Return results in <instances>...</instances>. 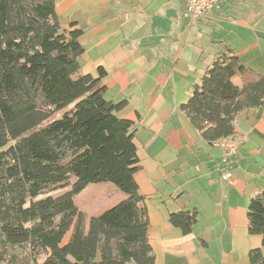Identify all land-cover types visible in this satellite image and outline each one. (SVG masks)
<instances>
[{
	"label": "trees",
	"instance_id": "obj_1",
	"mask_svg": "<svg viewBox=\"0 0 264 264\" xmlns=\"http://www.w3.org/2000/svg\"><path fill=\"white\" fill-rule=\"evenodd\" d=\"M82 34L60 22L57 0H0V264H157L135 180L133 123L118 114L127 102L105 98L104 67L97 76L82 71ZM221 46L181 105L210 144L235 134L240 113L264 105V75ZM104 182L126 197L87 228L75 196ZM248 218L250 233L262 235L250 261L264 264V193L251 199ZM170 221L187 234L197 212Z\"/></svg>",
	"mask_w": 264,
	"mask_h": 264
},
{
	"label": "crops",
	"instance_id": "obj_2",
	"mask_svg": "<svg viewBox=\"0 0 264 264\" xmlns=\"http://www.w3.org/2000/svg\"><path fill=\"white\" fill-rule=\"evenodd\" d=\"M187 3L57 0V13L64 26L73 22L83 30L82 71L97 76L104 67L105 98L127 102L118 114L133 123L135 180L156 263L252 264L250 250L262 246V235L249 231L248 210L264 193V105L237 118L234 135L241 144L231 157V178L222 175V147L204 140L181 105L223 50L221 43L264 75V0H220L197 20ZM235 83L242 85L241 79ZM115 194L97 213L84 211L87 228L91 216L126 197ZM181 211L197 212L190 233L170 221Z\"/></svg>",
	"mask_w": 264,
	"mask_h": 264
},
{
	"label": "rangeland",
	"instance_id": "obj_3",
	"mask_svg": "<svg viewBox=\"0 0 264 264\" xmlns=\"http://www.w3.org/2000/svg\"><path fill=\"white\" fill-rule=\"evenodd\" d=\"M69 189L70 187L61 188L51 193L40 195L38 196V199L48 195L58 196L68 191ZM115 192L121 193V190L111 182L90 184L83 192L75 196V202L78 208L82 211L86 210L90 214H94L98 212L103 203L107 202V200H116ZM120 200L121 199H117L116 202H119ZM68 235L66 236V239Z\"/></svg>",
	"mask_w": 264,
	"mask_h": 264
},
{
	"label": "built area",
	"instance_id": "obj_4",
	"mask_svg": "<svg viewBox=\"0 0 264 264\" xmlns=\"http://www.w3.org/2000/svg\"><path fill=\"white\" fill-rule=\"evenodd\" d=\"M220 0H188L187 11L191 18L194 20L200 19L206 16L212 9L218 5ZM223 149V162L226 163V167L223 171V177H233L231 168V157L237 152L241 139L232 135L227 138L220 139L215 142Z\"/></svg>",
	"mask_w": 264,
	"mask_h": 264
}]
</instances>
